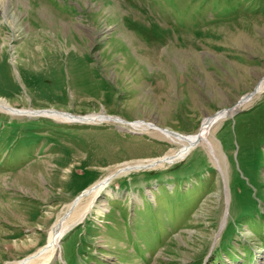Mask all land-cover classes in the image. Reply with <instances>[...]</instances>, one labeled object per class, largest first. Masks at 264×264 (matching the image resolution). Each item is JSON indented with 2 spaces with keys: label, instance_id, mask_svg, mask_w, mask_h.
<instances>
[{
  "label": "rangeland",
  "instance_id": "obj_1",
  "mask_svg": "<svg viewBox=\"0 0 264 264\" xmlns=\"http://www.w3.org/2000/svg\"><path fill=\"white\" fill-rule=\"evenodd\" d=\"M263 82L264 0H0V97L41 115L0 111V264H264V94L215 128L216 156L117 176L38 258L78 195L181 149L45 114L193 136Z\"/></svg>",
  "mask_w": 264,
  "mask_h": 264
},
{
  "label": "bare ground",
  "instance_id": "obj_2",
  "mask_svg": "<svg viewBox=\"0 0 264 264\" xmlns=\"http://www.w3.org/2000/svg\"><path fill=\"white\" fill-rule=\"evenodd\" d=\"M3 1V0H2ZM264 94V82L260 83L258 88L256 89V93L248 94L243 99H241L238 104L229 110L220 111L217 115L210 117L198 134L193 136H185L181 134L174 133L173 131L167 129H161L153 124H144L141 126L129 124L122 119L115 117H108L105 114H95L91 116H87L88 118H60L56 114L47 113L45 115L54 117L59 119L63 123H87L89 121H107L113 122L116 124L122 125L124 128H131L136 132H149L150 134L159 137L160 139H164L175 144H179L181 149L179 151H172L168 153L164 157H160L157 159H146L133 161L130 163L120 164L117 168H114L104 179L95 183L89 189H87L82 195H80L74 203L68 205L67 216L64 219H61L56 223L50 233V239L48 246L44 248L38 258H42L45 255H48L47 262L58 254L60 248V242L63 236L77 226L79 223L83 222L85 218L92 212L94 208L99 207V212L103 211V204L98 205V199L100 195L105 192L112 181L121 174L130 173L131 171H138L144 169H157L164 168L168 165H172L178 161H182L188 157V155L199 146L208 147L216 156V146L213 143V131L215 128L221 124L228 116H232L237 110L244 108L253 102H255L260 96ZM11 104L0 97V111H6L11 113L13 116H23V117H33L35 115H39L40 112L34 111H20L17 112L12 111L10 106ZM70 215H74V219L68 220ZM32 259L31 261H33ZM26 262L24 264H35Z\"/></svg>",
  "mask_w": 264,
  "mask_h": 264
},
{
  "label": "water",
  "instance_id": "obj_3",
  "mask_svg": "<svg viewBox=\"0 0 264 264\" xmlns=\"http://www.w3.org/2000/svg\"><path fill=\"white\" fill-rule=\"evenodd\" d=\"M233 115H234V114H233ZM85 190H86V189H85ZM83 191H84V190H83ZM83 191H82V192H83ZM82 192H81V193H82ZM78 197H79V195H78L75 199H77ZM81 223H82V222H81ZM79 224H80V223H79ZM79 224H78V225H79ZM75 227H76V226H75Z\"/></svg>",
  "mask_w": 264,
  "mask_h": 264
},
{
  "label": "crops",
  "instance_id": "obj_4",
  "mask_svg": "<svg viewBox=\"0 0 264 264\" xmlns=\"http://www.w3.org/2000/svg\"><path fill=\"white\" fill-rule=\"evenodd\" d=\"M113 238V237H112ZM106 246V245H105Z\"/></svg>",
  "mask_w": 264,
  "mask_h": 264
},
{
  "label": "trees",
  "instance_id": "obj_5",
  "mask_svg": "<svg viewBox=\"0 0 264 264\" xmlns=\"http://www.w3.org/2000/svg\"><path fill=\"white\" fill-rule=\"evenodd\" d=\"M237 137H238V135H237Z\"/></svg>",
  "mask_w": 264,
  "mask_h": 264
}]
</instances>
